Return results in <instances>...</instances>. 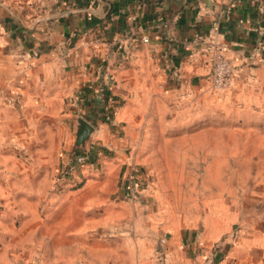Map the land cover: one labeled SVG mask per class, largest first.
I'll return each mask as SVG.
<instances>
[{
  "label": "crops",
  "instance_id": "0c3cea01",
  "mask_svg": "<svg viewBox=\"0 0 264 264\" xmlns=\"http://www.w3.org/2000/svg\"><path fill=\"white\" fill-rule=\"evenodd\" d=\"M211 43L226 48L241 77L252 66L264 80V1L0 0V112L19 106L32 112L29 126L44 125L75 95L76 117L112 150L107 157L95 148L90 164L99 168L79 170L73 185L47 184L42 194L4 183L15 170L0 152V205L16 215L31 208L27 218L41 222L50 244L34 253L58 256L41 264H264V218L149 214L136 203L131 165L150 141L146 129L169 97L206 90ZM62 116L73 132V116Z\"/></svg>",
  "mask_w": 264,
  "mask_h": 264
},
{
  "label": "rangeland",
  "instance_id": "374dc122",
  "mask_svg": "<svg viewBox=\"0 0 264 264\" xmlns=\"http://www.w3.org/2000/svg\"><path fill=\"white\" fill-rule=\"evenodd\" d=\"M251 68L241 77L234 65V83L228 90L214 89L210 83L205 91L169 97L156 112L146 129L150 141L141 144V159L131 165L138 171L136 203L148 206L143 213L221 215L225 221L243 223L264 218V80L258 82ZM75 101V95L68 96L67 111L62 112L73 116V124L79 114L70 106ZM62 113L44 125L29 126L32 112H23L19 106L0 112V135L29 136L17 144L0 142L7 166L15 170L4 183L13 184L14 191L26 194L27 186H33L34 193L42 194L47 184H75L58 180L64 156L70 158L75 152L74 131L70 132ZM93 127L95 132L85 148H98L111 157L112 150L94 139L98 128ZM112 129L119 138L123 135L109 125L108 131ZM97 166L88 162L80 170ZM20 209L22 213L16 215L0 205V264L58 259L57 255L34 253L48 248L49 240L40 233L41 222L27 218L31 208ZM38 211L41 215L42 208ZM55 244L64 245L65 240H55Z\"/></svg>",
  "mask_w": 264,
  "mask_h": 264
},
{
  "label": "built area",
  "instance_id": "2783aa9c",
  "mask_svg": "<svg viewBox=\"0 0 264 264\" xmlns=\"http://www.w3.org/2000/svg\"><path fill=\"white\" fill-rule=\"evenodd\" d=\"M141 41L146 43L148 40L142 38ZM210 50L212 54L211 86L217 90H228L233 84L234 63L232 59L226 55V48L224 46H216V44L211 43ZM94 151V147H87L84 150L73 152L70 158L68 157L66 164L59 173V182H73L75 174L92 160ZM135 173L138 174V171L135 170ZM133 187L135 189L138 188L137 181L133 183ZM135 189L133 191L128 190L127 196L132 197L136 192Z\"/></svg>",
  "mask_w": 264,
  "mask_h": 264
},
{
  "label": "water",
  "instance_id": "95a60500",
  "mask_svg": "<svg viewBox=\"0 0 264 264\" xmlns=\"http://www.w3.org/2000/svg\"><path fill=\"white\" fill-rule=\"evenodd\" d=\"M74 122V150H84L87 141L95 132V128L81 117H76Z\"/></svg>",
  "mask_w": 264,
  "mask_h": 264
},
{
  "label": "trees",
  "instance_id": "16d2710c",
  "mask_svg": "<svg viewBox=\"0 0 264 264\" xmlns=\"http://www.w3.org/2000/svg\"><path fill=\"white\" fill-rule=\"evenodd\" d=\"M76 1H78V0H76Z\"/></svg>",
  "mask_w": 264,
  "mask_h": 264
}]
</instances>
